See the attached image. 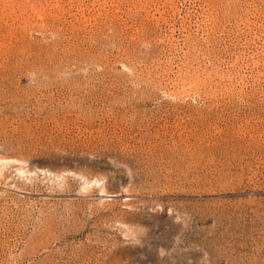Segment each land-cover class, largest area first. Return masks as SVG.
Segmentation results:
<instances>
[{"label":"rangeland","instance_id":"374dc122","mask_svg":"<svg viewBox=\"0 0 264 264\" xmlns=\"http://www.w3.org/2000/svg\"><path fill=\"white\" fill-rule=\"evenodd\" d=\"M0 264H264V0H0Z\"/></svg>","mask_w":264,"mask_h":264}]
</instances>
